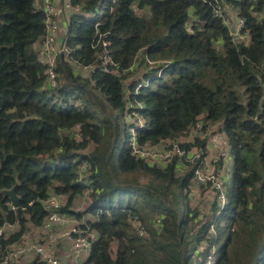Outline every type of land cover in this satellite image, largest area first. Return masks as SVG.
I'll return each mask as SVG.
<instances>
[{"label":"trees","instance_id":"16d2710c","mask_svg":"<svg viewBox=\"0 0 264 264\" xmlns=\"http://www.w3.org/2000/svg\"><path fill=\"white\" fill-rule=\"evenodd\" d=\"M35 1L0 0V227L17 228L0 235V261L29 224L41 225V200L62 193L63 210L97 233L82 264H202L203 241L216 245L213 264H264V0H70L86 15H70V61L57 67L64 83L52 91L34 47L45 29ZM224 5L244 20L240 41L214 14ZM71 61L92 70L82 76ZM113 110L128 140L126 112L143 117L141 144L169 140L205 152L196 125L222 133L233 166L226 206L218 211L212 199L200 217L188 202L192 169L177 176L174 161L150 165L128 141L116 153ZM131 174L147 182H128ZM88 186L87 207L70 210Z\"/></svg>","mask_w":264,"mask_h":264},{"label":"built area","instance_id":"2783aa9c","mask_svg":"<svg viewBox=\"0 0 264 264\" xmlns=\"http://www.w3.org/2000/svg\"><path fill=\"white\" fill-rule=\"evenodd\" d=\"M56 1H35L37 7H41L45 13V29L43 36L35 43L34 47L37 51L39 61L45 66V85L49 91L56 89L61 83L60 73L57 67L62 65L63 61H70V49L65 35L70 15L73 13L78 15L85 14L81 11L80 7L72 6L70 0H61V9L65 11V15L62 18L63 25H61L59 10L56 8ZM231 8L230 5H224L222 9L216 7L214 14L224 19L225 24L228 26L230 36L240 41L246 36V32H243L244 20L237 17L236 21L232 24L230 17L227 15L231 11ZM103 46H106V42H103ZM102 59L104 65L109 62L106 52L102 54ZM147 62L149 65L157 66L161 61L148 60ZM70 64L73 70L79 74H82L81 71H87V75H89L92 70V66H81L75 61H71ZM160 72L161 70L158 71V75H160ZM142 85H147V82L138 83L135 92ZM131 106L132 104L129 103V107ZM125 119L131 127L129 130L131 136L128 140V147L132 155L145 160L150 165H156L160 168L174 161L177 169V165L183 166L185 162L191 166L194 181L201 185L204 190L209 189L211 191L209 197L208 194H204V197L210 200L215 199L218 211L226 206L227 192L223 178L215 170L214 172L206 173L202 168L206 159V152L209 151L207 150L208 146L216 147V151L221 155H227L225 148L228 142L222 133L214 132L211 129H208L210 131H203V126L200 122L196 125L195 131L201 138H206L207 149L205 152L198 148L187 150L169 140H161L155 144H141L137 141L136 131L143 127V117L134 111H130L126 112ZM85 166L86 164L83 163L82 168H85ZM92 191V187L88 186L82 194L78 195V197L85 198V206L90 201L89 195ZM66 202L67 195L62 193H50L45 199L41 200L46 212L43 222L37 227L29 224V229L18 240L8 243L0 264H23L25 258H31L30 262L38 258L45 264H78L80 259H86L90 253L92 243L97 239V233L87 226H82L84 225L82 219L64 211L63 208L66 206ZM11 207L14 209L16 206L11 204ZM69 209L77 212L71 206ZM135 227L141 235L143 229L140 224ZM16 229L15 224L6 222L0 227V235L7 237ZM31 231L39 233L38 239L30 241ZM209 231L212 235L215 234L214 222L209 225ZM62 243H67L68 245V251L63 255V259L68 261H62V257L58 253V247ZM215 250L216 245L214 242L203 241L198 245V252L204 254V257L201 258L202 264H213Z\"/></svg>","mask_w":264,"mask_h":264},{"label":"rangeland","instance_id":"374dc122","mask_svg":"<svg viewBox=\"0 0 264 264\" xmlns=\"http://www.w3.org/2000/svg\"><path fill=\"white\" fill-rule=\"evenodd\" d=\"M105 10V4L102 5V7L100 8V12L102 13ZM228 17H230V21L233 24L236 21V15H235V11L233 8H231V11H229L227 13ZM65 29V28H64ZM77 71V70H76ZM82 72V76H87L88 72L87 71H81ZM140 74V73H139ZM138 74V76H139ZM60 81L61 84L64 83L62 76H60ZM91 97L94 99H97L100 103H102V105L106 106V102L105 101H101V98L97 95L95 90H91ZM101 112L99 115H104V116H108L107 113L102 109V107H99ZM111 116L113 117V119L116 120V123L118 124V131H117V139L115 142V152L117 153L119 148L126 143L127 144V136L125 135L124 132V125H123V119L120 116V114L113 110L111 113ZM210 131V130H208ZM217 132V131H214ZM207 149V148H206ZM209 151L206 152V159L204 161V164L202 165V168L204 170V172L209 173V172H214V170L218 173V175H220L225 183V190L226 192L230 191V189L232 188V169L233 166L232 164L230 165V174L228 175V172L226 171L227 168L225 169L226 165L228 164L227 161L230 162L231 158L227 159V155H221L219 154V152L216 151V147H212V146H208ZM191 169L190 165H187L184 162V165H177V176H182L184 173H186L188 170ZM124 178L126 180H128V182H131L133 180H136L137 183L141 184V185H145V183L147 182L146 178L144 176L135 174V175H125ZM209 193H211V191L209 189L204 190V188L197 184L194 181V178L192 176V180H191V184L189 187V193H188V202H189V206L196 208L199 210V215L200 217L203 216H207L210 215V208H211V203L213 200H209V198L204 197L205 195L208 194L209 197ZM205 194V195H204ZM211 198V197H210ZM212 199V198H211ZM87 207V204L85 206V198L83 197H78L77 199H75L73 201V203L71 204V208L76 210L77 212H81L82 210H84ZM134 226H137L139 224V222L134 221ZM39 233L36 231H31L30 232V241L36 240L38 239ZM31 258H25L23 260V264H28V262H30Z\"/></svg>","mask_w":264,"mask_h":264},{"label":"crops","instance_id":"0c3cea01","mask_svg":"<svg viewBox=\"0 0 264 264\" xmlns=\"http://www.w3.org/2000/svg\"><path fill=\"white\" fill-rule=\"evenodd\" d=\"M56 8L59 10V16H60V24L61 25H63V16L65 15V11H63L62 9H61V0H57L56 1ZM229 158H231V157H229ZM228 159V158H227ZM228 162V164L226 165V167H225V169L227 168V172H228V175L230 174V165L232 164V158H231V160H230V162L229 161H227ZM68 251V245H67V243H62V244H60L59 245V247H58V253H60V255H61V260L62 261H68V260H64L63 259V255L65 254V252H67ZM84 260V259H83ZM83 260L82 259H80L79 261H78V264H82V262H83ZM28 264H29V262H28Z\"/></svg>","mask_w":264,"mask_h":264},{"label":"water","instance_id":"95a60500","mask_svg":"<svg viewBox=\"0 0 264 264\" xmlns=\"http://www.w3.org/2000/svg\"><path fill=\"white\" fill-rule=\"evenodd\" d=\"M6 194L11 198L12 200V204L14 206H18V202H19V198L17 197V195L15 194L14 188L6 191Z\"/></svg>","mask_w":264,"mask_h":264}]
</instances>
